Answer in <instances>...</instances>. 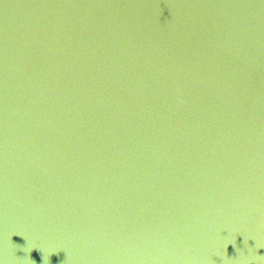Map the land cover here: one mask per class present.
<instances>
[{"label":"water","instance_id":"1","mask_svg":"<svg viewBox=\"0 0 264 264\" xmlns=\"http://www.w3.org/2000/svg\"><path fill=\"white\" fill-rule=\"evenodd\" d=\"M0 165L264 237V0H0Z\"/></svg>","mask_w":264,"mask_h":264}]
</instances>
